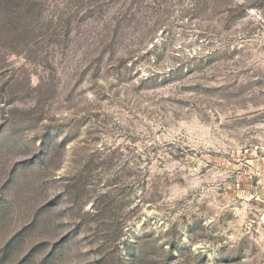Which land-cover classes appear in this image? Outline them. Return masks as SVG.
Returning <instances> with one entry per match:
<instances>
[{
    "label": "rangeland",
    "instance_id": "1",
    "mask_svg": "<svg viewBox=\"0 0 264 264\" xmlns=\"http://www.w3.org/2000/svg\"><path fill=\"white\" fill-rule=\"evenodd\" d=\"M264 0H0V264H264Z\"/></svg>",
    "mask_w": 264,
    "mask_h": 264
},
{
    "label": "built area",
    "instance_id": "2",
    "mask_svg": "<svg viewBox=\"0 0 264 264\" xmlns=\"http://www.w3.org/2000/svg\"><path fill=\"white\" fill-rule=\"evenodd\" d=\"M264 203V202H263ZM263 218H264V213H263Z\"/></svg>",
    "mask_w": 264,
    "mask_h": 264
}]
</instances>
